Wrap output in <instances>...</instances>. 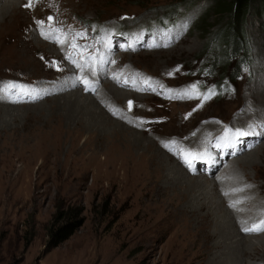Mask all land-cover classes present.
Here are the masks:
<instances>
[{
    "label": "rangeland",
    "instance_id": "374dc122",
    "mask_svg": "<svg viewBox=\"0 0 264 264\" xmlns=\"http://www.w3.org/2000/svg\"><path fill=\"white\" fill-rule=\"evenodd\" d=\"M21 3L18 8L22 14L20 25L14 30L20 33V38L33 40V32L39 28L37 20L61 23L72 32L86 34L102 29L106 33L105 29H110L113 35L103 36L114 48L103 49L109 55L112 53L114 59L119 58L118 62L130 70L127 72L145 76L148 84L137 89L128 87L112 79L109 69L100 64L106 70L104 80L113 82L110 86L139 95L117 104L110 101L102 104L97 97L104 92L103 88L99 86L95 91L82 92L85 85L76 83L67 90L47 91L38 100L19 96L25 99L0 102V143L9 136L6 132L14 128L17 129L16 134L29 136L28 146H31L28 150L21 149L26 144L24 140L0 146V264H196L198 260L190 261L177 255L176 247L180 248L184 235L168 209L160 211L157 209L159 206H155L156 202H145L148 196L143 191L131 188L126 181L117 183L113 178L110 181L102 170L95 177L97 181H93V169L86 171L88 160L81 159L87 133L74 141V134L68 136L64 125L58 132L57 117L52 116L59 98L71 91L80 92L82 98L88 97L87 105H93L94 101L109 118L117 120L109 111L121 116L130 115L128 120L119 122L138 131L143 130L162 149L163 144L172 147V142L192 145V148L201 140L215 137L225 125L247 129L253 125L249 123L255 121L253 126L259 134L253 136L261 140L242 154L226 162L221 160L222 164L216 171L203 172L200 168L201 172L192 174L186 171L190 169L181 161L180 166L189 176L206 174L213 182L222 168L230 164L226 172L240 171L247 182L260 187L256 197L263 198L264 203V147L259 149L261 143L264 144V127L259 119L264 115V19L258 12V1L252 3L243 19L244 32H239L243 38L235 39L237 45L234 39L226 37L227 29L233 24L232 7L220 9L212 0H37L27 9L25 0ZM49 16L54 18L53 21L48 20ZM3 18L0 16V38L3 40H0V88L10 82L26 89L55 86L59 74L50 64V58L53 56L51 62L57 63V55L52 51L39 50L35 57L28 54L27 58L23 54L26 62L18 58V52L14 50L16 46L4 41L5 34L12 32ZM185 21L189 22L188 27L181 32L180 26ZM140 29L145 31L142 32L146 37L144 43L154 42L153 45L129 47L143 36L137 32ZM158 29L159 33L148 40L146 31ZM178 32V38L169 43L168 36L175 37ZM120 35L128 37L120 38ZM44 44L52 46L55 43L46 39ZM226 52H230L232 57L229 62L222 63L219 57ZM66 54L67 50L63 49V57ZM66 63L69 62L66 60ZM18 66H24V69ZM73 68L68 66L69 71ZM85 73L87 76L84 78L89 80L92 75L89 71ZM129 78L132 81L133 77ZM193 85L197 86L195 90ZM209 91L215 94L210 99H202L201 94ZM185 92L191 95L185 96ZM105 95L103 93L104 98ZM0 96L9 100L6 94L0 93ZM137 96L148 98L146 102H140ZM129 101L132 102L131 109ZM55 136L62 142L61 153L56 155L49 153L50 149L53 150L51 146L45 148L48 139L54 141ZM176 143L173 152L163 150L173 157ZM248 152L256 166L244 167L236 161ZM260 155L262 158L259 159ZM100 158L103 159L104 155ZM81 170H85V175ZM218 193L226 205V212L235 216L228 209L229 203L222 196L220 187ZM247 201L245 203L251 208L252 200ZM149 203L154 208H149ZM238 208L239 212L249 210ZM258 212L264 217V208ZM68 218L81 221L80 226L59 246L50 247V231ZM252 222L245 223V226ZM262 236L264 233L246 237L255 240ZM259 254L264 255V251L258 250L256 257L251 256L250 260L246 258L247 264H256L257 259L258 263L264 264V256Z\"/></svg>",
    "mask_w": 264,
    "mask_h": 264
},
{
    "label": "bare ground",
    "instance_id": "6f19581e",
    "mask_svg": "<svg viewBox=\"0 0 264 264\" xmlns=\"http://www.w3.org/2000/svg\"><path fill=\"white\" fill-rule=\"evenodd\" d=\"M22 1L24 2V0H0V16L4 17L3 22H5L7 28L12 32L8 35L5 34V43H8V45L14 47L16 46L14 50L15 52H18V58L21 60L24 59L23 54H25L27 58L28 54L35 57V53L39 50L52 51L55 53V56L57 55L55 58L58 59L57 64L60 66L61 70H57L59 75L57 76L58 80L55 78L57 80L55 81L56 85H52V88L51 86L47 87L46 85H43L41 88L36 87L35 89L41 92V94L51 90L63 91L70 89L72 85L76 84L74 82V77H76L77 74H80L81 77L85 76L80 70L76 68H73V70L70 71L68 70V66L73 65L70 62L67 64L66 60H64L66 59L65 56L63 57L62 55V50L65 49L66 46H58L56 44L50 46L44 44L46 39L38 30H36L35 33L33 32L35 35V37L33 36V40H25L22 37L20 38V33L18 34L14 32V30L18 29L20 25L19 17L22 14L18 11V8L22 4ZM27 2L28 0H25V3ZM35 2H37V0H35ZM21 23L23 22L21 21ZM26 30L27 29H25V31ZM1 39L2 38H0V40ZM102 51L109 54V52L105 51L104 49H102ZM52 57H49L50 64H52ZM24 62H26L25 59ZM102 66L99 64L96 75L89 78V80L92 81V85L95 87V89L100 86L103 88V93H106L105 96L110 99L108 100L106 97L104 98L102 93L100 97H97L102 104L105 101H110L111 103L117 104L120 101L125 102L126 100L134 97V95H139V93L134 94L132 91L118 89L117 86H110L113 85V82L104 80L106 70L105 67ZM17 68L24 69V66H18ZM84 74L86 75V73ZM123 74L128 75L131 73L124 72ZM70 76L71 78L69 79L68 77ZM103 84L105 85L103 86ZM160 88L162 89V87ZM85 89L81 91L87 92L88 90ZM82 95L83 94L78 91H71V93H65L62 98H59V103L57 102L58 105L55 104L56 107L52 111V116L57 117L56 120L58 121V132H61L60 129L64 125L66 131L65 133H67L68 136L74 134V141H76L75 139H78L80 135L87 133L84 147L82 146V150L84 152H81V159L83 157L85 160H88L87 168L85 166L86 171H91L93 169V181H97V178L95 177L98 171L102 170L105 173L104 176L108 177L110 181L112 180L111 178H113V180L117 183L118 181L121 183L126 181V185L130 186L131 188L143 191L144 195L148 196V200L145 202H156L155 206H159L157 209L160 208V211H165L168 209L170 215L174 217L175 224L179 226V228L181 227L183 230V242H180V248L176 247L178 248L176 249L177 255L179 254L178 256H183L182 258L190 261L198 259L196 264H247L246 258L255 256V253L258 250L264 251V236L260 238H254L255 240H253L252 238H247L246 236L248 234L242 231L243 227H248L245 226V223L248 224L249 221H253V224L263 217L262 214L259 215L258 212L260 209L264 208L263 198L256 197L258 192H260V187L251 185L249 182H247L246 177L242 175L240 171L230 170L231 174L227 173L226 171H228L230 166L229 163V165H226L224 168H222L219 177H217L213 182L208 180L206 174L204 176L198 175L196 177L187 175L185 170L180 166V154L177 153L178 147H183L180 142L179 144L175 142L177 144V148L175 154L172 153L174 155L172 157L167 152H173L172 149L174 148L175 143L172 145V147L163 144V149L167 151L165 152L160 146H158L155 139L153 140L151 137H148V135H146L143 130L138 131L132 126L128 127L119 122L128 120L130 115L121 116L117 115L115 111H109L112 116L117 118L118 121L114 120V118H109L108 116L104 115L102 109L98 107L94 101L92 102L93 105H87L86 103L89 102V98H82ZM3 98L4 99H2L0 96V102H13V100L23 101L25 99L14 97L13 99L6 100L5 97ZM137 98V100H140V102H146L148 97L137 96ZM56 109H58L57 113H55ZM259 119L261 120V123L264 127V115L259 117ZM249 124L254 125L255 121L250 122ZM4 129L7 128L4 127ZM16 132L17 129H9V131L6 132V134L9 133V136L4 139L2 143H0V146H7L6 143H11L10 141L20 142L24 140V143L26 144L20 148L28 150V148L31 147L28 146L29 136L16 134ZM222 132L223 131L218 134H221ZM58 135L60 136V134ZM56 138L58 140H55ZM56 138L54 141L49 138L45 143V145H47L45 147L46 149L49 146L53 148V150L50 149L51 151L49 153L55 155L59 154V152L62 150V142L60 138ZM170 140H172V138ZM260 140L261 138L256 137L254 144ZM262 142L264 143V140ZM263 147L264 144L261 143L259 149H262ZM248 148L251 147H246L243 151H246ZM242 152L238 153V155L242 154ZM101 155H104L103 159L100 158ZM249 155L250 153L248 152L246 156L243 157L241 155L237 160H234L238 162L240 161L242 164H244V167L248 165L256 166L254 163L255 161L251 159ZM174 157L177 159V161ZM44 158L46 157L44 156ZM260 158H262L261 155L259 159ZM84 171H82L83 174L85 173ZM186 171L193 174L199 172V169L196 171H188L186 169ZM218 178L219 180H217ZM219 187L221 189L222 196L229 203L228 209H230L235 214V216H232L226 212V205L219 198ZM225 193H227V195H225ZM247 200H252L251 208L250 205L248 207V205L245 203ZM233 204L235 206L231 207L230 205ZM148 205L149 208H154L153 204L149 203ZM181 205H184V207L182 206L181 208ZM238 207L242 209H245L246 207V209L249 210L247 212L243 210L239 212ZM241 215H243V217ZM259 255L260 257L264 256L262 254ZM257 260L260 262L259 259ZM258 262L256 264H260Z\"/></svg>",
    "mask_w": 264,
    "mask_h": 264
},
{
    "label": "snow or ice",
    "instance_id": "6c2138e0",
    "mask_svg": "<svg viewBox=\"0 0 264 264\" xmlns=\"http://www.w3.org/2000/svg\"><path fill=\"white\" fill-rule=\"evenodd\" d=\"M35 0H28V3L24 5L25 8H31L34 4ZM53 17L49 16L48 20L53 21ZM37 25L43 26L45 24L44 20H37ZM188 21H185L180 26V31L186 30L188 27ZM179 32L175 37L168 36L169 43L172 42L173 39L178 38ZM41 35L44 36L45 39H51L54 43L64 46L68 45L70 51L66 55V59L78 70L84 71L87 69L92 76L96 75V66L97 64H104L106 61L103 55L97 53L96 55L86 54L88 53L87 45H79L76 41L80 38H85L86 33L83 32H73V33H65L62 29L59 28H50L48 31H41ZM167 36L168 34L165 33ZM69 36L71 39L69 40ZM157 46V45H154ZM163 46H168V44H164ZM52 66L57 68V70H61L59 65L56 62H52ZM116 79L117 77H113ZM75 83H83L85 85L86 90L95 91V87L92 85V81L87 78L76 76L74 77ZM151 87V85H148ZM193 90L197 88L196 85L192 86ZM0 93L6 94V96L11 99L13 96H26L29 99H40L42 98L41 92L36 89H26L23 85L16 84L14 82L7 83L0 88ZM214 92L209 91L207 94H201L202 99L207 100L210 99ZM185 96H190L189 92L184 93ZM194 98V97H193ZM13 102H20L19 100H13ZM129 109L132 108V102L128 103ZM258 135L259 133L255 132V126L249 125L248 128H232L228 127L225 129L223 136L220 137L221 142H217L215 144L216 148H224L229 147L233 150L236 148V144L238 142L242 143L243 138L249 135ZM175 143V142H172ZM234 154V152H233ZM204 154H198L191 151H181V157L183 162L189 167L192 168L193 159H203ZM227 195V193H225ZM234 207L235 205H230ZM242 231L246 234H260L264 233V217L259 219L256 223L251 224L248 227H243Z\"/></svg>",
    "mask_w": 264,
    "mask_h": 264
},
{
    "label": "trees",
    "instance_id": "16d2710c",
    "mask_svg": "<svg viewBox=\"0 0 264 264\" xmlns=\"http://www.w3.org/2000/svg\"><path fill=\"white\" fill-rule=\"evenodd\" d=\"M188 1H191V0H188ZM212 1L215 2L217 7L220 9L232 7L231 14L233 15L232 16L233 24L227 29L228 31H227L226 37L234 39L233 41L235 42L236 45L238 44L236 40H241L243 38L242 35L239 34V32L242 34L244 32L243 19L249 13L250 7L254 1L259 2L258 12L264 19V0H212ZM231 57H232V54L230 52H226L220 55L219 60L222 63H226V62H229ZM73 218L74 216L71 217V219ZM69 219L70 218H68V221H66L62 225H59L50 231V241H49L50 247L59 246L61 243L66 241L75 232V230L80 226L81 221L69 220Z\"/></svg>",
    "mask_w": 264,
    "mask_h": 264
}]
</instances>
